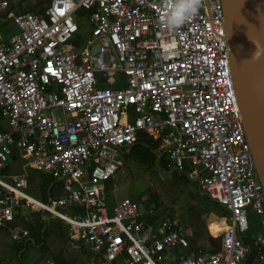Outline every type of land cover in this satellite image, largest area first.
Returning a JSON list of instances; mask_svg holds the SVG:
<instances>
[{"label":"built area","instance_id":"built-area-1","mask_svg":"<svg viewBox=\"0 0 264 264\" xmlns=\"http://www.w3.org/2000/svg\"><path fill=\"white\" fill-rule=\"evenodd\" d=\"M162 16L161 0H50L33 11L0 0V231L12 243L25 242L26 215L37 210L93 255L90 264H244L253 250L264 263V189L230 73L222 0H204L175 31ZM168 41L175 54L161 56ZM120 74L125 88L98 87ZM140 136L158 144V167L164 157L166 173L185 175L227 213L214 251L192 250L188 227L158 217L153 203L106 201V183ZM14 157L50 176L61 196H29L25 172H7Z\"/></svg>","mask_w":264,"mask_h":264},{"label":"rangeland","instance_id":"rangeland-1","mask_svg":"<svg viewBox=\"0 0 264 264\" xmlns=\"http://www.w3.org/2000/svg\"><path fill=\"white\" fill-rule=\"evenodd\" d=\"M9 1L13 2L14 0ZM15 2L24 11H33L47 4V0H15ZM85 26L86 24L83 25V28ZM15 154H17L16 150ZM12 169L19 173L25 172L26 175L32 177L33 183L28 187V195L35 200H41L38 190L40 184L38 173L29 169L19 171L18 167L13 164ZM106 186L107 192L105 191V193L108 194L106 201L109 204L124 198L138 200L143 204L154 203L159 216L170 214L169 216L180 218L187 226L191 227L196 233L195 242L198 244L204 243L210 237H220L221 231L225 229L228 218L227 213L221 207L202 196L197 184L191 180L189 183L175 184L173 175L166 173L161 167L155 166L152 169H147L129 158L124 161L122 167ZM54 196L59 197L61 194L55 191ZM30 210V208L27 209V211ZM203 214L207 215V219L212 217V223L209 224ZM38 215H41L47 224L55 225L57 223L49 213L36 210L33 214L28 212L26 215L29 227L36 223ZM254 218L255 216H250L251 228L249 227V232L258 230ZM5 242L9 243L8 246L11 245L8 235L1 232L0 245ZM7 244L0 247V262L17 264L19 251L23 245H13L9 248ZM31 256V253L25 252L22 257L23 263L31 259Z\"/></svg>","mask_w":264,"mask_h":264},{"label":"water","instance_id":"water-1","mask_svg":"<svg viewBox=\"0 0 264 264\" xmlns=\"http://www.w3.org/2000/svg\"><path fill=\"white\" fill-rule=\"evenodd\" d=\"M222 3L232 82L245 137L264 189V55L251 59L256 51L264 54V0H222ZM97 51L98 47L93 50ZM119 78L114 85L98 87L125 88L124 77L120 74Z\"/></svg>","mask_w":264,"mask_h":264},{"label":"crops","instance_id":"crops-1","mask_svg":"<svg viewBox=\"0 0 264 264\" xmlns=\"http://www.w3.org/2000/svg\"><path fill=\"white\" fill-rule=\"evenodd\" d=\"M14 2H15V0H14ZM4 29H5V27L0 28L2 33L4 35H6L7 33L4 31ZM9 31L14 32L15 29L13 27H10ZM19 162H20L19 158L18 159H16L15 157L12 158L10 161L9 167L7 169V172L19 173L18 171L15 172L14 169H12V164H13V165H16L18 167L19 171L22 170L21 169V162L20 163ZM27 177H28V181H29L30 186H31V184L33 183L32 177L28 176V175H27ZM56 191H58V193L62 194L61 192H59L58 188ZM113 204H114V202L110 205H113ZM31 214H33V213H31ZM166 215L168 216L170 214H166ZM166 215H164V216H166ZM203 215H205L204 217L206 218L207 215L206 214H203ZM157 216L159 217L158 214H157ZM178 219H180V218H178ZM180 220L182 221V219H180ZM207 220H208V223L210 224V223H212L213 219H212V217H210ZM27 221H28V219H27ZM183 224L185 226H187L184 222H183ZM204 224H205V222H204ZM187 227L191 233L190 237H189V241H190V248L192 250H195V251H197V250L214 251L217 248V246L219 244L220 237H210L209 240H205L204 243L198 244L197 242H195L196 233L194 232V230L191 227H189V226H187ZM1 232L6 233L8 235V233L4 230H1L0 233ZM47 234H48V237H47V241H46V246L48 248V252L43 254V253L39 252L38 250H36L35 248L24 247V243H25L24 242L22 244L17 245V246L23 245L21 247V250L19 251L17 264H90L92 262L93 255H91L86 249H84V248H73L71 245H69V241L67 240V235H66V228L62 224H60L59 222H57L55 225L47 224ZM8 237H9V235H8ZM9 240H10L11 245L8 246L9 243L8 244L6 242L4 243V244H7V247L11 248L13 245H16V244L12 243L10 238H9ZM4 244H2V245H4ZM2 245H0V247ZM27 249H30V250H27ZM25 252L28 254L31 253L32 256H31V259L26 261V263H23L24 260L22 259V257H23V254ZM55 259L58 261V263H56ZM6 264H8V263H6ZM262 264H264V263H262Z\"/></svg>","mask_w":264,"mask_h":264},{"label":"trees","instance_id":"trees-1","mask_svg":"<svg viewBox=\"0 0 264 264\" xmlns=\"http://www.w3.org/2000/svg\"><path fill=\"white\" fill-rule=\"evenodd\" d=\"M49 1L50 0H47V3ZM82 14H83L82 12L79 13V15ZM2 130L3 128L0 126V131ZM156 148H158L157 143L148 141L145 137L140 136L138 142L131 148L129 155H127L126 157V160L131 158L136 163L144 166L147 169H152L155 166L158 167L157 156L155 153ZM159 167H161L164 170L168 169V163L165 161L164 157L160 159ZM172 175L175 184L189 183V180L185 175H177L175 173H173ZM38 176L40 179L38 190L41 195V201L44 203H48L49 201L55 198L54 192L58 188L57 183H55L51 179V177L46 174L38 172ZM106 185H105V191L107 192ZM38 216L39 217L36 223L33 226L30 227L28 226L29 233L27 239L25 240L24 247H32L38 250L39 252L45 254L48 252V248L46 246V241L48 237L47 222L41 215ZM241 239L244 244L246 245L250 244V241L248 240L247 237L244 236L241 237ZM55 261L56 263H58L56 259ZM0 264H6V263L0 262ZM244 264H258L257 260L255 259V250H253L250 253L248 258L245 260Z\"/></svg>","mask_w":264,"mask_h":264},{"label":"clouds","instance_id":"clouds-1","mask_svg":"<svg viewBox=\"0 0 264 264\" xmlns=\"http://www.w3.org/2000/svg\"><path fill=\"white\" fill-rule=\"evenodd\" d=\"M204 0H161L164 27L168 31L179 29L188 20L194 18L201 9ZM175 42L168 41L162 46L161 56H172L175 54ZM264 55L256 51L251 59H260Z\"/></svg>","mask_w":264,"mask_h":264}]
</instances>
